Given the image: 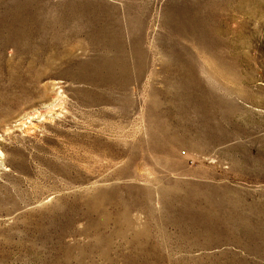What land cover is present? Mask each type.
<instances>
[{
  "label": "rangeland",
  "instance_id": "obj_1",
  "mask_svg": "<svg viewBox=\"0 0 264 264\" xmlns=\"http://www.w3.org/2000/svg\"><path fill=\"white\" fill-rule=\"evenodd\" d=\"M0 264H264V0H0Z\"/></svg>",
  "mask_w": 264,
  "mask_h": 264
},
{
  "label": "bare ground",
  "instance_id": "obj_2",
  "mask_svg": "<svg viewBox=\"0 0 264 264\" xmlns=\"http://www.w3.org/2000/svg\"><path fill=\"white\" fill-rule=\"evenodd\" d=\"M158 53H159V52H158ZM128 222H129V221H128ZM131 224H132V223H131ZM139 231H140V230H139ZM137 233H138V232H137ZM137 233H136V234H137ZM138 234H139V233H138Z\"/></svg>",
  "mask_w": 264,
  "mask_h": 264
}]
</instances>
